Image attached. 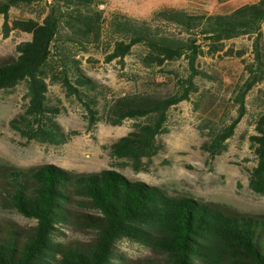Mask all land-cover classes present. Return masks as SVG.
I'll list each match as a JSON object with an SVG mask.
<instances>
[{"label":"trees","instance_id":"16d2710c","mask_svg":"<svg viewBox=\"0 0 264 264\" xmlns=\"http://www.w3.org/2000/svg\"><path fill=\"white\" fill-rule=\"evenodd\" d=\"M105 2L0 0L3 35L8 29L30 34L28 40L16 44L14 58L0 63V89L25 83L28 102L9 123L22 137L50 143L65 140L55 120L58 111L46 101L47 79L76 96L91 122L96 121L93 98L87 95L93 82L83 74L71 48L86 49L100 41L104 18L99 6ZM11 8L28 9L33 16L14 18L9 26ZM263 20L264 0L223 13L162 7L148 20L112 12L108 26L118 37H113L109 46L108 60L122 59L132 46L141 44L147 50L142 58L144 65H161L185 56L190 72L174 94H128L110 102L108 123L144 119L134 122L128 133L110 145L111 154L131 159L135 168L141 158L153 156L160 147L156 136L166 131L167 110L188 98L192 78L200 73L194 66L197 57L204 51L221 50L224 40L246 35L251 41V57L244 61L245 79L235 95L236 116L201 145L210 156L220 153L246 112L247 91L264 79ZM155 21L173 23L186 36L163 32L155 28ZM236 53L242 57L244 50ZM252 124L254 132L248 140L255 165L249 173V186L254 192L264 193V103ZM4 185L0 192L9 206L35 224L27 229L0 224V264H131L115 250V243L122 238L163 256L159 262L137 264H264V217L231 214L212 203L169 195L113 169L75 172L46 164L9 171ZM58 225L89 230L93 240H60Z\"/></svg>","mask_w":264,"mask_h":264},{"label":"rangeland","instance_id":"374dc122","mask_svg":"<svg viewBox=\"0 0 264 264\" xmlns=\"http://www.w3.org/2000/svg\"><path fill=\"white\" fill-rule=\"evenodd\" d=\"M101 39L86 49L72 47L71 54L78 61L83 74L92 80L93 89L87 95L93 98L96 121L91 122L83 103L67 94L59 83L49 79L47 104L57 109L55 120L61 126L65 140L61 143L42 142L22 137L10 127V120L21 113L28 102L25 83L11 89H0V191L4 189L9 171L53 164L75 172H99L113 169L129 180L143 181L173 196L191 197L212 203L231 214L264 217V193L254 192L249 186V173L255 165V156L248 136L254 132V114L264 103V79L245 95L246 112L237 123L233 134L226 139L225 148L210 156L201 145L212 132L236 116L235 95L244 82V61L250 60V39L246 35L224 40L221 50L204 51L195 61L200 73L192 78V89L187 99L171 106L166 113V131L156 136L158 151L150 158H141L138 168L131 159L111 154L110 145L132 129L134 122L143 118L123 119L112 125L106 114L110 102L128 94L166 96L181 89L189 75L185 56L165 61L161 65L146 66L142 58L146 48L134 45L122 58L108 60L113 37L109 29L114 11L137 19L148 20L153 11L162 7L185 8L193 12L223 13L244 3L257 0H105ZM38 9L39 6H33ZM33 16L28 9L11 8L9 26L14 18ZM0 16V63L16 56L15 46L28 40L30 34L8 29L6 36ZM155 28L186 36L173 23L155 21ZM264 44V20L261 23ZM206 50V48H204ZM244 50L238 57L236 52ZM59 70V69H58ZM58 72V71H57ZM86 100V98H84ZM0 192V224H12L27 229L35 224L10 207ZM58 238L63 241L89 243L93 233L71 225H58ZM115 250L126 262H159L163 256L149 247L119 239Z\"/></svg>","mask_w":264,"mask_h":264}]
</instances>
